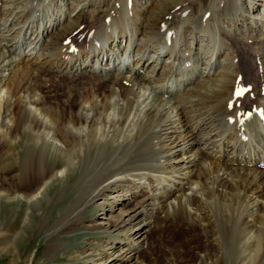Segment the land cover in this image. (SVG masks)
Instances as JSON below:
<instances>
[{"label":"bare ground","instance_id":"1","mask_svg":"<svg viewBox=\"0 0 264 264\" xmlns=\"http://www.w3.org/2000/svg\"><path fill=\"white\" fill-rule=\"evenodd\" d=\"M119 1L121 7L109 11L103 23L89 25L84 41L75 42L73 32L66 38L74 35V41L58 40L48 49L66 23L85 19L86 7H101L109 0H50L47 7L37 8L29 1L21 9L11 0H0V133L16 131L8 129L15 116L30 113L21 127L42 137L43 147L53 145L60 158L49 173L22 176L21 185L34 180V190L18 194V189L0 187V199H25L36 206L55 179H64L82 162L89 172L99 167L104 172L83 189L72 209L84 198L96 203L100 198L97 205L102 207L109 195L118 206L127 204L121 199L124 193L136 199L130 213L118 208L113 221L99 225L125 234L108 252L109 264L136 259L161 207L167 212L179 204L190 220H200H195L199 233L194 229L191 239L208 234L209 228L220 235L216 242L202 241L206 251H195L186 264H223L226 258L233 264H264V0H226L223 14L217 12L223 0L175 6L157 33L145 15L155 0H132L131 7L129 0ZM208 12L209 27L203 22ZM231 33L250 43L259 62L257 74L243 71L240 50L229 42ZM159 66L167 75L156 72ZM114 70L125 79L108 87L85 80L90 72ZM153 70L164 100L150 97L141 82L143 75L152 78ZM81 74L85 78L78 80ZM65 75L72 79L77 102L70 107L69 127L62 130L41 88ZM244 80L253 98L237 97ZM81 90H89V96ZM130 153L140 155L131 158ZM144 189V195L137 194ZM155 200L161 203L159 210L147 206ZM205 208L209 212L203 216ZM127 250L133 254L127 257ZM174 264L185 263L177 259Z\"/></svg>","mask_w":264,"mask_h":264},{"label":"rangeland","instance_id":"2","mask_svg":"<svg viewBox=\"0 0 264 264\" xmlns=\"http://www.w3.org/2000/svg\"><path fill=\"white\" fill-rule=\"evenodd\" d=\"M29 1L33 2L35 6L32 7L34 8L41 7L42 5L43 7H47L50 2V0H11V3L15 5L16 9H21L22 6H29ZM129 1L131 7L132 0ZM198 1L203 2L204 0H155L153 5L152 3L150 4V7H152L151 13L146 12L145 14L149 16V27L155 29L156 31L153 30L155 33L159 32L158 30L161 29L160 22L163 18L167 17L165 14L170 8L179 5L185 6V3ZM208 1L210 4L214 0ZM75 2L78 4V0H75ZM225 2L226 0H223L220 4V6L223 5L221 10L216 8L217 12L221 14L225 12ZM231 5L233 4L231 3ZM119 7H121V4L118 0H109V3L101 7L98 6L91 9L86 7V11H88L85 12V19L82 18L78 22L66 23L65 27L59 30L60 32L58 31L52 36L46 48L50 47L53 42L56 44L58 40L69 44L71 41H74V35L75 42H79L82 38L81 41H84L90 29V24L103 23L109 11ZM211 9L212 11L215 10V8ZM211 14L212 12L207 13V18L203 19L204 23L210 18ZM214 19L216 18L214 17ZM208 23L210 22H206V25ZM86 26L89 28L87 29ZM207 26L209 27L210 25L208 24ZM80 29L85 30L80 33ZM73 32V36L66 38ZM229 35V42L235 43L240 50L243 71L250 76L251 72L254 75L257 74L259 62L255 57L253 49L250 47V43L238 34L231 33ZM163 69L162 66H159L156 72L162 73L165 76L167 72L163 74ZM50 76L53 78V73ZM85 77L81 74L80 78L77 77V79L85 78L90 85L96 86V84H99L105 87L110 86L111 82L117 78L125 79L124 74L117 70L109 72L93 71ZM56 79L58 80H51L41 88L42 95L46 99L47 104L51 106L50 113L54 117V120H56V125L61 126L59 129L63 126L62 130H65L64 128L69 127L68 123L71 120L69 117H71L70 113L73 111L70 107H75L77 102L73 94L76 91L73 90L72 79L68 76L61 77L62 80ZM155 79V70H153V77L148 78L143 75L141 82L145 85L150 97L154 96L164 100V91H160L161 88L155 82ZM244 82L245 87L248 88L247 80H244ZM255 84L258 85L257 83ZM133 87L134 85L127 86V88ZM78 93H82L85 97L90 94L89 90H81ZM254 95L255 93L250 91L243 99H248V96L253 98ZM11 104L13 105L12 108L15 109L13 101H11ZM60 110L62 111L60 112ZM29 114L24 113L20 118L17 115V117L15 116L14 123L10 124L8 129H16V131L9 130V132L0 133V187L6 191L18 189V194H22L23 192L29 193L28 191L36 188L34 180H32L33 183L26 182L21 185L22 176L30 175L35 177L37 175H44L51 172L52 165L60 161L59 155L53 145L49 148L43 147L42 137L40 140L37 135L33 136L31 128L21 127L23 122L26 123L28 121ZM19 127L21 128L18 129ZM37 139L40 140L38 143ZM39 148L40 150L41 148L46 149V152L40 151ZM130 154L131 158H137L140 155L137 156L136 153ZM64 162L66 161L63 160V165L67 163ZM121 163L117 166H122L123 164ZM137 163H141L139 165L144 164V162L139 161ZM81 165L82 162H78V165L71 169L68 176L64 179H55L43 196L42 202L36 206L25 199H0V264H101L105 258H108V260L112 259L108 252L113 251L111 249L112 246L120 244L125 234L117 232L113 234L110 230L99 228V225L107 226L109 220L113 221L118 208H122L130 213L135 208L136 199L134 195L131 197L130 193H124L120 196L127 204L118 206L115 202L109 201L112 199L109 197L111 195H109L106 198L107 201L104 202V207H102L97 205L100 198L97 203L89 200V198H84L72 209V205L77 202V196L80 195L83 189H87L88 185L91 187L90 185L94 177L104 172V169L100 167L98 170L89 172L88 169L81 168ZM91 173L92 175H90ZM161 191L157 195H160ZM144 193L145 189L137 194L144 195ZM142 195H139L137 198L143 199ZM156 201H148V208L150 207L153 210L158 208L156 210H159L161 203L159 204ZM161 209L163 210L162 207ZM161 209L159 212L162 214L156 223H154L152 227L153 231L148 228L149 240L146 243V247L143 251H140L141 253L138 252L136 259L126 264H174V261L177 259H182L186 264V258L192 259L195 251L200 250V253L206 251L207 247L203 242H206V244L213 241L216 242V239L220 237V235L216 237L218 234L209 228L210 230H207L208 234L205 232L200 234L196 239H191L190 235L193 230L195 229L199 233L201 228L195 224V220L198 218L191 216L192 219L190 220V216L184 212L182 204L181 207L180 204L176 205L174 210L170 208L167 212ZM205 209V211L201 209L203 216L205 212H209L208 208ZM213 214L215 218V213ZM165 217L168 218L166 219ZM193 219L195 222H193ZM197 221L200 222V220ZM211 230L215 235L212 234ZM126 232L130 233L131 230ZM131 240V238L128 240L127 246L131 243ZM51 249L52 251H49ZM126 252L127 257L133 254V251L127 250ZM181 256H184V259ZM110 262L109 260L108 264ZM223 264H233V261L230 258H226Z\"/></svg>","mask_w":264,"mask_h":264},{"label":"snow or ice","instance_id":"3","mask_svg":"<svg viewBox=\"0 0 264 264\" xmlns=\"http://www.w3.org/2000/svg\"><path fill=\"white\" fill-rule=\"evenodd\" d=\"M241 93L240 92H237V95H240Z\"/></svg>","mask_w":264,"mask_h":264}]
</instances>
